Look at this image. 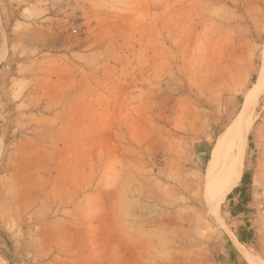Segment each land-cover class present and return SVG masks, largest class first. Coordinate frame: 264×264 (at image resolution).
I'll return each instance as SVG.
<instances>
[{"label": "rangeland", "instance_id": "obj_1", "mask_svg": "<svg viewBox=\"0 0 264 264\" xmlns=\"http://www.w3.org/2000/svg\"><path fill=\"white\" fill-rule=\"evenodd\" d=\"M262 70L264 0H0V264L264 263V88L244 211L205 181Z\"/></svg>", "mask_w": 264, "mask_h": 264}, {"label": "bare ground", "instance_id": "obj_2", "mask_svg": "<svg viewBox=\"0 0 264 264\" xmlns=\"http://www.w3.org/2000/svg\"><path fill=\"white\" fill-rule=\"evenodd\" d=\"M262 71L236 120L217 138L206 166L205 181L208 185L209 202L216 214L220 203L241 177L243 148L247 130L251 125L253 105L264 88V71ZM232 238L241 253L252 264H264L257 258L252 259L234 234Z\"/></svg>", "mask_w": 264, "mask_h": 264}, {"label": "trees", "instance_id": "obj_3", "mask_svg": "<svg viewBox=\"0 0 264 264\" xmlns=\"http://www.w3.org/2000/svg\"><path fill=\"white\" fill-rule=\"evenodd\" d=\"M250 135L248 136V146L252 147V142L250 141ZM251 183L250 172L245 170L240 179V185L234 188V192L239 194V201L234 205V208L231 210L233 215H236L244 211L245 205L249 202L250 196L246 192L248 186ZM230 193L227 195L230 198ZM248 226H240L235 232V235L238 241L241 244H248L253 240V231L247 228Z\"/></svg>", "mask_w": 264, "mask_h": 264}, {"label": "crops", "instance_id": "obj_4", "mask_svg": "<svg viewBox=\"0 0 264 264\" xmlns=\"http://www.w3.org/2000/svg\"><path fill=\"white\" fill-rule=\"evenodd\" d=\"M93 95H94V93H93ZM90 102V103H89ZM87 101V102H84L83 103V108L85 109V112H89V111H95L96 110V108H95V104H93L91 101ZM131 108H133V106L131 105ZM108 110H109V107H108ZM112 110V108H110V111ZM92 116L90 115V114H87V115H84L83 116V118H85L86 119V121H87V123L86 124H89V125H91V120L93 119V118H91ZM108 119H110V117L108 118ZM108 126H111L112 125V122L111 121H109L108 122V124H107ZM117 125H119V126H121V124L119 123V124H117ZM92 126H94V122H93V125ZM72 138H76V135L74 136L73 135V137Z\"/></svg>", "mask_w": 264, "mask_h": 264}]
</instances>
